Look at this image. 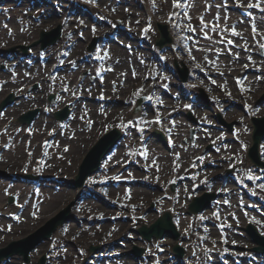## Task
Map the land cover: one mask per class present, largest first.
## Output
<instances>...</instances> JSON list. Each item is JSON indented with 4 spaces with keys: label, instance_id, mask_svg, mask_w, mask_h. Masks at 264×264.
Instances as JSON below:
<instances>
[{
    "label": "rangeland",
    "instance_id": "374dc122",
    "mask_svg": "<svg viewBox=\"0 0 264 264\" xmlns=\"http://www.w3.org/2000/svg\"><path fill=\"white\" fill-rule=\"evenodd\" d=\"M44 26H42L41 28H43ZM50 27H53V25H50ZM40 28V30H41ZM44 29V28H43ZM38 31L35 32L33 38L31 39V42H34L38 36ZM25 42L28 43L27 40H23V41H19V44H24ZM261 87H264V85H261ZM263 89V88H262ZM4 95V94H3ZM103 123H95L93 126V131L88 134L87 137H82L80 142H75V146H74V151L71 154V158L68 161V163H72L73 168H70L68 170L64 171V175H60L61 177L64 176V178L66 177V179H72L78 169L81 167V162L83 160V158L85 157L86 153L88 152V150L95 144V142L99 139L100 133H102L103 129H102ZM22 154L21 156L18 158L20 159L19 161H22ZM17 166V165H16ZM14 166V167H16ZM66 167H69V164H65ZM20 171V169H15L13 172H18ZM58 172V171H57ZM60 174V173H59ZM73 195L72 194H68V195H63V193L61 195H59L57 198H54L52 202H50L47 207L44 208V213L43 214H49V215H53L56 211L64 208L65 206H67L70 203V200L72 199ZM35 228V225L33 224H29L27 225L24 229L26 230H32ZM34 231V230H33ZM14 235H20V231L17 234ZM11 235L9 237H7V239L5 238L6 243H8L10 240L15 239L17 236ZM82 240L78 241L75 243L76 246L82 247L83 245H85L86 243H89L91 241H98V236L96 237H89L87 235H83ZM90 239V240H88ZM3 239L0 241V244H3ZM69 241L71 242L72 240L69 239ZM73 253L75 254V251L73 250Z\"/></svg>",
    "mask_w": 264,
    "mask_h": 264
},
{
    "label": "bare ground",
    "instance_id": "6f19581e",
    "mask_svg": "<svg viewBox=\"0 0 264 264\" xmlns=\"http://www.w3.org/2000/svg\"><path fill=\"white\" fill-rule=\"evenodd\" d=\"M49 81L51 82V81H52V79H50ZM51 86H52V85H51ZM255 152H257V151H255ZM166 216H167V215H166ZM166 218H167V217H166Z\"/></svg>",
    "mask_w": 264,
    "mask_h": 264
},
{
    "label": "snow or ice",
    "instance_id": "6c2138e0",
    "mask_svg": "<svg viewBox=\"0 0 264 264\" xmlns=\"http://www.w3.org/2000/svg\"><path fill=\"white\" fill-rule=\"evenodd\" d=\"M257 6H259V5H257ZM261 47H264V45H261ZM262 187H264V186H262Z\"/></svg>",
    "mask_w": 264,
    "mask_h": 264
}]
</instances>
